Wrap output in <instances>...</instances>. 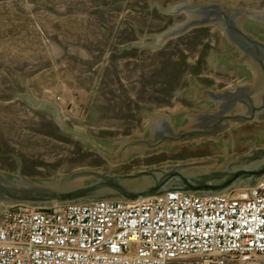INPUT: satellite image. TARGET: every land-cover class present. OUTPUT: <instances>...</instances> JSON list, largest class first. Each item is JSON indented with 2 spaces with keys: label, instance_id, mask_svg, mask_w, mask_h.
I'll use <instances>...</instances> for the list:
<instances>
[{
  "label": "rangeland",
  "instance_id": "obj_1",
  "mask_svg": "<svg viewBox=\"0 0 264 264\" xmlns=\"http://www.w3.org/2000/svg\"><path fill=\"white\" fill-rule=\"evenodd\" d=\"M151 1L171 4L178 0ZM128 2L141 8L147 4V0H0V152L11 151L18 156L21 176L48 179L53 173L67 174L82 167L128 173L176 161L217 158L210 166L213 169L247 152L253 138H257L255 146H264V121L253 120L231 129L224 144L182 147L170 155L165 150L152 152L111 163L97 151L89 149L84 154L81 145L64 135L44 132L42 129L57 133L61 127L52 115L32 109L20 97L12 98L11 81L17 93L25 91L19 73L35 98L59 104L73 125L115 132L118 138L139 131V122L122 114V110L125 114L138 112L134 102L154 109L181 108V103L161 90L174 89L163 82L176 77L172 83H180L182 74L176 72V66L196 57L199 38L215 45L216 31L193 29L155 50H122L109 56L105 65L113 43L141 40L134 26L138 32L154 33L170 21L171 14L159 13L154 5L138 12L127 8ZM200 2L191 0L193 4ZM122 19L134 26L120 28ZM244 25L264 40V21L246 18ZM36 162L46 163L53 173ZM17 166L12 155L0 154V173L7 180L15 182L14 178H19ZM90 180L93 178L85 181ZM248 187L229 191L239 195ZM6 204L0 201V211Z\"/></svg>",
  "mask_w": 264,
  "mask_h": 264
},
{
  "label": "water",
  "instance_id": "obj_2",
  "mask_svg": "<svg viewBox=\"0 0 264 264\" xmlns=\"http://www.w3.org/2000/svg\"><path fill=\"white\" fill-rule=\"evenodd\" d=\"M153 5L157 7L159 13L171 14L167 27L160 32L141 33L130 20L122 19L120 28L125 24H132L141 40L122 45L113 43L105 65L109 61V56L122 50H155L193 29L216 31V44L211 45L207 39L199 38L196 57L192 61L188 58L184 65L181 63V67L176 66V72L182 74L181 82L173 84L172 81L176 77H168L170 82H163L174 87L161 90H164L173 101L181 103V108L154 109L134 102L138 112L125 114L122 105L120 106L125 117L134 118L140 124L138 133H132L130 137L143 135L148 124L153 126L158 123L156 119L167 125L169 118L181 121L183 114H188L190 121L186 126L194 125L195 119L214 120L212 124L221 127L215 128V131L230 125L237 126L248 121L264 120V76L254 64L256 51H253L254 48H264V40L253 35L244 25L246 18L264 21V0H202L196 4L191 3V0H178L171 4L147 0L143 8L134 6L132 2H128L127 8L141 12L151 9ZM3 73L6 74L4 71ZM18 76L25 86V91L17 93L11 81L12 98L20 97L32 109L52 115L61 127L57 133L42 129L44 132L55 136L64 135L81 145L85 149L84 154L91 149L99 152L111 163L164 150L170 155L187 146L179 145L145 152L144 150L192 141L194 137L198 139L201 136L214 135L215 132L207 131L196 135L184 132L179 135L169 129L167 131L173 134L171 136L132 139L118 138L115 132L88 130L73 125L64 116L59 104L35 98L26 84L25 77L19 73ZM211 108L220 112L193 114ZM256 140L257 138H253V145L247 152L226 159L213 169H210V166L216 163L217 158L176 161L135 169L128 173L82 167L67 174H56L46 166V163L36 162L53 173V177L48 179L21 176L18 156L11 151L6 154L0 152L2 155L10 154L17 160L16 173L19 176L12 182L0 173V201H6L8 204L23 202L33 205L89 200L130 201L162 195L169 191L193 193L195 196L222 195L233 187H253L264 177V146H255ZM134 152L140 154L132 155ZM88 178L93 180L85 181Z\"/></svg>",
  "mask_w": 264,
  "mask_h": 264
},
{
  "label": "built area",
  "instance_id": "obj_3",
  "mask_svg": "<svg viewBox=\"0 0 264 264\" xmlns=\"http://www.w3.org/2000/svg\"><path fill=\"white\" fill-rule=\"evenodd\" d=\"M0 264H264V177L242 195L9 203Z\"/></svg>",
  "mask_w": 264,
  "mask_h": 264
},
{
  "label": "flooded vegetation",
  "instance_id": "obj_4",
  "mask_svg": "<svg viewBox=\"0 0 264 264\" xmlns=\"http://www.w3.org/2000/svg\"><path fill=\"white\" fill-rule=\"evenodd\" d=\"M248 30V29H247ZM250 31V30H248ZM251 32V31H250ZM253 51H256V55H255V65L258 67L259 71L261 72V74L264 76V48L262 47H258L257 49L254 48ZM261 94V93H260ZM215 112H220V110L211 108V109H205V110H201V111H197V112H193V114H212ZM188 114H183V119H181V121H175L174 119H170L168 120V124H162V121L159 119H156V121L158 122L157 124L150 126V124H148V128L146 130V132L141 135V136H136V137H126V138H132V139H137V138H143V139H155L160 135H167V136H171L173 135L171 132H174V134H183L184 132H189L190 135H196L199 133H203V132H207V131H211L214 132L215 128L219 129L221 128L218 125H214L212 124V122H214V120H202V119H195L193 121L194 125L191 126H186L190 121L189 118L187 116ZM160 123H159V121ZM264 121V120H261ZM209 123V125H208ZM241 124V123H240ZM236 125H230L227 127L222 128L221 130H216L214 132V135H209V136H201L198 139H196L195 137L192 138V141H185V142H181V143H176V144H171V145H163V146H157L155 148L152 149H145L144 152L146 150H158L160 148H172V147H179V145L182 146H187V147H197V148H202L204 147V145L208 146V145H217V144H224L226 141L224 140L225 136L228 135L229 131L233 128H235ZM170 129V130H169ZM169 130V131H167ZM192 137V136H191ZM208 144V145H207ZM120 147V145H119ZM118 152V150H117ZM140 153L138 152H134L132 153V155H138ZM151 154V153H150Z\"/></svg>",
  "mask_w": 264,
  "mask_h": 264
},
{
  "label": "bare ground",
  "instance_id": "obj_5",
  "mask_svg": "<svg viewBox=\"0 0 264 264\" xmlns=\"http://www.w3.org/2000/svg\"><path fill=\"white\" fill-rule=\"evenodd\" d=\"M241 189V188H240ZM240 195L244 194V191L241 189L240 191ZM238 193V192H237Z\"/></svg>",
  "mask_w": 264,
  "mask_h": 264
}]
</instances>
